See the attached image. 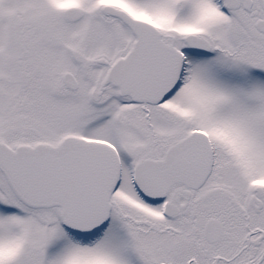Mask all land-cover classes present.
I'll return each instance as SVG.
<instances>
[{
  "label": "snow or ice",
  "instance_id": "6c2138e0",
  "mask_svg": "<svg viewBox=\"0 0 264 264\" xmlns=\"http://www.w3.org/2000/svg\"><path fill=\"white\" fill-rule=\"evenodd\" d=\"M0 264H264V0H0Z\"/></svg>",
  "mask_w": 264,
  "mask_h": 264
}]
</instances>
